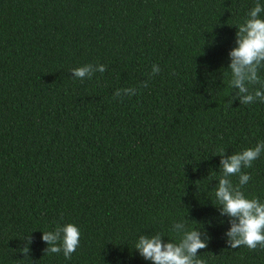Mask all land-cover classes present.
<instances>
[{"label": "trees", "instance_id": "1", "mask_svg": "<svg viewBox=\"0 0 264 264\" xmlns=\"http://www.w3.org/2000/svg\"><path fill=\"white\" fill-rule=\"evenodd\" d=\"M257 2L0 0V264H152L139 237L179 243L181 222L206 234L204 264H264L228 246L214 195L220 156L264 141V103L242 105L228 70ZM242 172L264 203V153ZM69 223L71 259L45 254L43 232Z\"/></svg>", "mask_w": 264, "mask_h": 264}, {"label": "clouds", "instance_id": "2", "mask_svg": "<svg viewBox=\"0 0 264 264\" xmlns=\"http://www.w3.org/2000/svg\"><path fill=\"white\" fill-rule=\"evenodd\" d=\"M264 6L259 2L248 13V18L238 26L236 33V47L230 52L231 64L229 87L236 90L237 99L242 105L264 103V80L259 76V70L264 68ZM93 64L71 69L76 79H91ZM99 71L103 73L105 66ZM160 72L159 65H153L152 75ZM249 85L257 86L250 90ZM148 87V86H145ZM136 95L134 92L131 96ZM119 97V93L114 98ZM264 153V141L254 148L245 149L230 157H221V170L218 186L214 195L221 209V216H227L231 221V229L226 233L227 244L231 249L242 246L255 251L258 247L264 249V203L258 198H246L242 188L251 179L249 174L242 172L244 168H251L254 161ZM238 175V185H233L230 177ZM172 230L180 236L179 243L172 241L164 243L163 237L155 235H141L135 243V250L145 260L152 264H204L198 257L200 250L207 248V239H202L198 230H187L184 223H174ZM43 241L48 244L45 254L63 253L65 259H71L80 244V230L74 224L57 225L54 231L43 232ZM28 238L26 246L20 251L27 257L30 252Z\"/></svg>", "mask_w": 264, "mask_h": 264}]
</instances>
